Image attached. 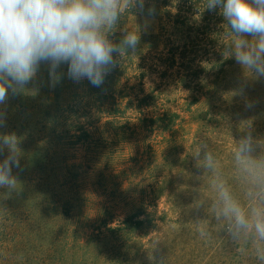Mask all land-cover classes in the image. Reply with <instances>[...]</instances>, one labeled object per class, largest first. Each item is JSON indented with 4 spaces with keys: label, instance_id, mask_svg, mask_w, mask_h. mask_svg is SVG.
<instances>
[{
    "label": "trees",
    "instance_id": "trees-1",
    "mask_svg": "<svg viewBox=\"0 0 264 264\" xmlns=\"http://www.w3.org/2000/svg\"><path fill=\"white\" fill-rule=\"evenodd\" d=\"M151 3L177 32L175 50L163 60V78L166 85L178 81L190 96L171 100L160 86L145 90L147 70L125 66L130 56L100 88L73 82L60 67L54 86L27 85L34 95L10 94L0 133L20 137L23 157L13 169L21 182L17 192L7 199L0 194V264H152L148 253L158 240L164 264H180V258L193 264L190 258L200 252L203 239L198 252L186 247L184 257L185 248L178 254L166 246L187 227L196 233L193 220L204 216L203 210L173 207L183 174L195 187L202 175L187 129L194 121L209 122L207 112H195L211 98L207 80L231 64L233 58L222 55L231 37L218 10L203 11L205 0ZM129 71L140 86L128 85ZM212 230L207 251L214 245V252L222 251L231 241L214 224Z\"/></svg>",
    "mask_w": 264,
    "mask_h": 264
},
{
    "label": "clouds",
    "instance_id": "clouds-1",
    "mask_svg": "<svg viewBox=\"0 0 264 264\" xmlns=\"http://www.w3.org/2000/svg\"><path fill=\"white\" fill-rule=\"evenodd\" d=\"M205 10H218L222 25H227L224 34L231 41L224 46L223 57L235 59L244 80L264 78V0H205ZM145 11L148 17L154 16L151 0H0V127L6 121L3 106L10 94H35L27 85L42 63L48 64L53 86L62 77L57 70L67 65L66 75L73 82L87 80L100 88L127 56L137 55L141 36L150 24L147 20L137 24L136 16ZM128 14L135 17L138 31L126 23L119 27ZM117 30L121 32L118 41L113 39ZM231 92L233 96L244 94L243 88ZM251 106L246 102V107ZM238 128L243 135L232 137L231 177L206 143H200L191 156L195 167L203 170L195 179L201 181L209 173L212 195L204 199L201 185L193 189L197 197L190 208L204 212L202 218L193 220L201 239L212 238L214 224L240 254L251 252L264 264V135L254 134L251 119L240 121ZM19 143L14 132L0 133V194L5 199L21 183L13 172L20 168L23 157ZM5 149L7 155H3ZM160 244L158 240L148 253L152 264H164Z\"/></svg>",
    "mask_w": 264,
    "mask_h": 264
},
{
    "label": "rangeland",
    "instance_id": "rangeland-1",
    "mask_svg": "<svg viewBox=\"0 0 264 264\" xmlns=\"http://www.w3.org/2000/svg\"><path fill=\"white\" fill-rule=\"evenodd\" d=\"M145 20L149 22L150 26L147 32L143 33L141 36V43L138 47L137 55H130L131 59L125 66L132 67V69L144 68L147 70L146 77L142 81L145 90L149 87L153 88L154 86H160L161 89L166 90L167 98L171 100H183L188 98V96H190L189 90L176 86L178 81H172L170 83L171 85H166L168 82L163 78V60L167 52H174L175 50L176 30L170 29L167 25V18L160 14H154L153 17H148L147 14H137V24H143ZM125 23L128 27L138 31L133 15L128 14L127 21L122 20L119 27L123 28ZM116 33L121 34L119 30H117ZM116 33L113 37L115 40L117 39ZM61 67L67 68V65H61ZM132 69L130 68V70ZM208 70V67L205 68V72ZM47 71L48 64L42 63L36 78L29 83V86L38 83L52 84ZM167 74L169 75V73ZM246 74L251 76V73ZM135 75L136 73L129 71L126 76L130 78L128 79V85L131 87L140 86V81L133 77ZM199 75L198 77L202 78V75ZM124 81L125 79L122 80V82ZM209 82H211L209 85L211 98L207 101L203 100L204 104L195 112V116H199L202 112H207V119L209 122L204 124L201 123V121H194L190 124V128L187 129L189 137H193V140H196V146H193L191 154L194 155L200 143H206L209 150L212 151L214 156L220 161L225 173L231 177L232 150L234 148L232 137L233 139H239L240 136L243 135L238 128L239 122L248 119L253 120L254 134L264 135V78L258 80H244L242 69L233 58L230 66L225 67L223 71L217 75L215 80L213 78L207 80V86ZM240 88H243L244 94L233 96L234 93L231 91ZM204 93H207L206 89L202 91V94ZM246 102H251L252 106L246 107ZM239 127L242 128L244 125L241 124ZM191 142L192 140H188L189 144ZM194 163L195 161L193 160V164ZM200 172L203 174L202 169H200ZM205 174H207V172H205ZM183 176L184 177L181 178L183 187L180 191L177 190L176 192L175 199H178V202L173 208H190L194 199L197 197V194L191 195L190 190L198 188L200 185L201 188L199 191L202 194V198L208 199L210 197L209 193L211 188L209 186V175L201 177V181L196 180L197 187L190 185L194 179L189 181L188 173H184ZM236 191L237 194H239L238 186ZM160 207H163V203H161ZM197 234V230L196 233L192 234V227H187L186 230L180 233V237L177 239L176 243L173 245L168 244L166 249L169 251L173 248L178 254H182V250L188 247L198 252L201 247L202 239L193 238ZM210 244H212L210 240L203 241L200 252L190 258L195 261H193V264H260L251 252L246 255L240 254L237 251V246L232 242L229 244L224 243L222 251L219 250V252H214L216 250V245L207 251V247ZM185 251L183 257L187 254V249ZM203 252L206 254L204 258L200 259ZM180 256L181 255H179V257ZM187 259L189 258H180L179 263L185 264Z\"/></svg>",
    "mask_w": 264,
    "mask_h": 264
}]
</instances>
